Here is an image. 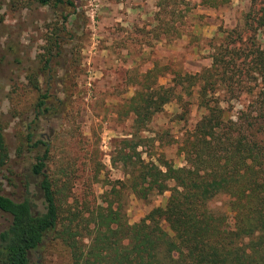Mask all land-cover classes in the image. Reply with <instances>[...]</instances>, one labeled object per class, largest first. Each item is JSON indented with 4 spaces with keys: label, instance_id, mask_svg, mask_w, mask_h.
<instances>
[{
    "label": "trees",
    "instance_id": "trees-1",
    "mask_svg": "<svg viewBox=\"0 0 264 264\" xmlns=\"http://www.w3.org/2000/svg\"><path fill=\"white\" fill-rule=\"evenodd\" d=\"M243 1L247 8L233 27L219 26L212 38L203 39L188 31L186 14L201 7L216 10L230 0H158L156 20L163 24L166 41L171 42L174 31L177 40L188 38V46L204 44L210 63L194 73L157 64L135 72L133 95L117 111L119 117L131 118L130 129L114 140L118 148L111 159L124 180L106 206L87 216L63 208L67 185L59 186L51 176V145L32 128L39 116L51 111L50 86L38 93L39 74L57 63L61 43L67 40L56 33L48 36L40 54L42 66L25 77L37 97L34 119L20 143L34 154L22 175L24 194L12 199L0 193V213L9 217L0 232V264H30L31 254L41 251L49 238L66 250L67 264H264V0ZM37 2L52 10L73 6L71 0ZM173 5L180 6L176 15ZM162 76L169 77L166 86L157 82ZM171 102L178 104L179 121L187 120L192 104L202 112L182 139L181 167L151 151L156 137L149 124ZM7 158L0 123V167ZM126 192L144 201L151 195H170L163 207H153L139 222L129 224ZM220 195L227 196L231 216L209 208Z\"/></svg>",
    "mask_w": 264,
    "mask_h": 264
},
{
    "label": "rangeland",
    "instance_id": "rangeland-1",
    "mask_svg": "<svg viewBox=\"0 0 264 264\" xmlns=\"http://www.w3.org/2000/svg\"><path fill=\"white\" fill-rule=\"evenodd\" d=\"M71 1L72 7L59 5L52 10L37 0H0V123L8 151L0 167V193L12 199L24 194L22 175L27 173L34 154L20 143L24 144L28 123L34 119L37 97L25 77L42 66L40 54L46 39L56 33L67 39L61 43V57L56 64L52 62L49 72L38 77V93L50 86L47 105L51 111L39 116L38 124L32 128L35 135L51 145V176L59 186L67 185L63 208L87 216L89 211L106 206L115 197L113 189H118L124 180L120 166L112 165L111 159L118 148L114 140L124 138L130 129L131 118L119 117L117 111L133 95L131 78L135 72L142 73L157 64L194 73L210 63V51L204 44L194 48L196 42L188 46L187 37L177 40L174 31L168 43L161 30L163 24L156 20L158 0H151L150 27L146 30L144 26V34L135 28L119 35L115 20L124 15V8L116 7L117 0ZM179 7L172 6L175 15ZM246 8V1L230 0L216 10L192 9L185 17L188 31L210 39L219 26L233 27ZM194 15L202 17L197 20ZM63 16L68 17L66 23L62 22ZM161 17L169 20L164 14ZM174 23L178 26L177 21ZM61 27L64 31H55ZM261 37L264 46V32ZM157 82L166 86L169 77H159ZM179 111L176 102L168 103L149 124L151 135L156 137L151 151L175 167L184 165L179 147L202 113L192 104L187 120L179 121L175 117ZM169 195H151L144 201L126 192L128 223L139 222L153 207H163ZM227 203V196L220 195L208 206L231 216ZM8 224L9 217L0 213V232ZM30 260V264H67L68 254L59 242L49 238L41 251L31 254Z\"/></svg>",
    "mask_w": 264,
    "mask_h": 264
},
{
    "label": "crops",
    "instance_id": "crops-1",
    "mask_svg": "<svg viewBox=\"0 0 264 264\" xmlns=\"http://www.w3.org/2000/svg\"><path fill=\"white\" fill-rule=\"evenodd\" d=\"M116 7L120 10L124 8V15L115 20L117 31H119L116 32V35L126 34L128 31L132 32L135 28L140 29L144 34L145 25L146 30L149 29L151 0H117Z\"/></svg>",
    "mask_w": 264,
    "mask_h": 264
}]
</instances>
